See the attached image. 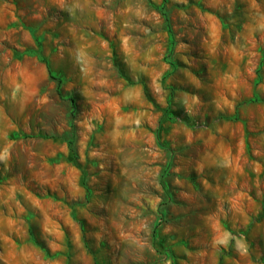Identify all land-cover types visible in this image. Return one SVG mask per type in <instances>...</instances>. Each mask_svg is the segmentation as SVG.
Here are the masks:
<instances>
[{"label": "rangeland", "instance_id": "374dc122", "mask_svg": "<svg viewBox=\"0 0 264 264\" xmlns=\"http://www.w3.org/2000/svg\"><path fill=\"white\" fill-rule=\"evenodd\" d=\"M0 264H264V0H0Z\"/></svg>", "mask_w": 264, "mask_h": 264}, {"label": "trees", "instance_id": "16d2710c", "mask_svg": "<svg viewBox=\"0 0 264 264\" xmlns=\"http://www.w3.org/2000/svg\"><path fill=\"white\" fill-rule=\"evenodd\" d=\"M163 15H164V18H165V23L168 25V19H167V17L165 16V14H163ZM167 29H168L167 31H168V33H169V36L172 37V32H171V30H170L169 28H167ZM43 62L47 65V71H48L49 76H50L52 79H56V78L53 77V74H52L50 68L48 67L47 62H46L45 60H43ZM58 93H59V95H60V92H59V91H58ZM70 151L73 152L74 150L70 147Z\"/></svg>", "mask_w": 264, "mask_h": 264}]
</instances>
